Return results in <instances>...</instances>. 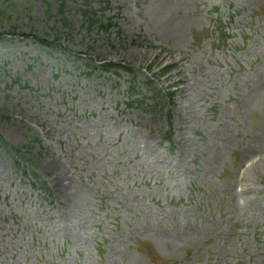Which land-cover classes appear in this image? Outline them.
I'll use <instances>...</instances> for the list:
<instances>
[{"label": "rangeland", "instance_id": "1", "mask_svg": "<svg viewBox=\"0 0 264 264\" xmlns=\"http://www.w3.org/2000/svg\"><path fill=\"white\" fill-rule=\"evenodd\" d=\"M0 264H264V0H0Z\"/></svg>", "mask_w": 264, "mask_h": 264}, {"label": "trees", "instance_id": "2", "mask_svg": "<svg viewBox=\"0 0 264 264\" xmlns=\"http://www.w3.org/2000/svg\"><path fill=\"white\" fill-rule=\"evenodd\" d=\"M85 19H86V23L88 28L92 29L93 27L99 25L100 27H104V28H108L107 24H104L100 21V19L98 18L97 12L96 11H85ZM39 43L43 44V45H47V46H52L54 48L58 49H62V45L57 44L56 41H43L42 39H39L38 41ZM65 50V48H64ZM115 64H113L112 66H114ZM168 68H166L167 70ZM165 70V71H166ZM17 153H20V149L19 148H15L14 146H11Z\"/></svg>", "mask_w": 264, "mask_h": 264}]
</instances>
